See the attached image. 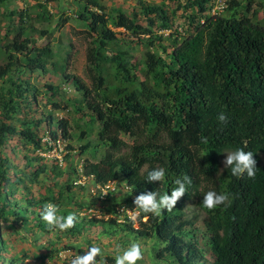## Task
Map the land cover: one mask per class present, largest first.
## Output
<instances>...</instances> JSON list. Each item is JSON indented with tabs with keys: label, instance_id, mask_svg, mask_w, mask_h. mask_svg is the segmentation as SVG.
<instances>
[{
	"label": "trees",
	"instance_id": "trees-1",
	"mask_svg": "<svg viewBox=\"0 0 264 264\" xmlns=\"http://www.w3.org/2000/svg\"><path fill=\"white\" fill-rule=\"evenodd\" d=\"M211 1L187 0L184 7L190 10L188 22L175 26L176 11L170 14L164 4L141 1V11L148 19V24L143 25L138 21V12L133 16L121 8L108 12L101 0H87L75 17L86 26L91 84L79 75L67 73L70 54L63 62L52 64L61 67L64 76L82 92L81 102L78 99L74 104L75 110L85 109L89 115L81 133L92 130L95 122L100 126L94 149L105 147V153L98 162L85 161V174L97 184L124 177L131 189L127 205L138 211L137 218L129 216L125 226L141 237L162 241L159 259L173 264H208L209 248L214 255L211 264H264V23L247 13L251 2L246 5V13L236 16L234 11L242 4L240 1L229 0L224 9L213 14L209 12ZM39 6L43 9L37 16L50 20L52 14L47 7L42 3ZM224 10L230 14L223 15ZM31 15L27 6L18 11L9 7V0H0V53L6 58L4 64L0 63V103L9 118L21 111L25 114L22 128L12 121L0 120V148L7 144L8 135H19L36 150L48 151L58 145L60 138L71 139L73 134L69 120H57L52 112L46 115L42 110L45 117L39 119L27 116L32 99L38 102L43 91L24 80L22 74L46 70L48 61L56 55L48 36L51 28L41 30L48 37L46 44H38L29 31ZM115 27L125 28L135 39L130 41ZM162 29H170V50L164 46ZM136 41L150 47L143 63L133 62L125 49V45ZM140 64L143 67L139 71ZM8 79L12 85L6 89ZM45 86L47 94L60 91L54 83L46 82ZM48 102L55 109L68 107L51 97ZM220 112L227 117L224 122L218 119ZM55 122L61 130L53 129ZM43 123L46 130L40 126ZM124 133L135 136V142H126ZM46 135L50 140L44 139ZM90 147L88 141L79 149L84 153ZM237 148L253 152L257 167L254 177H249L246 170L239 177L233 176L231 165L223 166L224 155ZM67 149L75 148L68 145ZM70 152L66 157L71 156ZM8 161V157H0V247L4 250L8 244L2 227L17 231L37 225L42 231H61L41 217L45 203L59 202L56 196L25 198L23 202H11L4 196L16 181H24L22 176L14 179L9 174ZM154 168L165 169L160 181L147 178ZM46 170L47 164H39L30 179L37 180ZM177 178L185 184L186 191L171 209L145 213L135 204L136 197L148 191L171 195L178 187ZM68 188L72 190L73 185ZM212 189L227 193L229 199L208 209L203 205V195ZM192 198L205 212L204 246L196 234L200 214L195 212L189 217L185 209V202ZM39 205L41 210H30ZM60 211L64 216L73 213L69 208ZM75 215L74 225L66 230L79 235L87 229L88 220H79ZM29 217L36 221L31 226ZM1 219L10 223L2 224ZM105 222L116 230L124 229V224L113 218ZM79 251L84 255L83 249ZM0 257L9 264H26L19 257L6 259L1 253ZM105 259L114 261L111 257Z\"/></svg>",
	"mask_w": 264,
	"mask_h": 264
},
{
	"label": "rangeland",
	"instance_id": "rangeland-1",
	"mask_svg": "<svg viewBox=\"0 0 264 264\" xmlns=\"http://www.w3.org/2000/svg\"><path fill=\"white\" fill-rule=\"evenodd\" d=\"M141 1L149 4H164L170 14L176 11L173 13V24L175 26H180L188 22L187 16L190 10H186L184 7L187 0H101L105 4V9L108 12H113L116 8L123 9L131 16H133L134 12H138L140 14L138 21L143 25H147L148 19L141 11ZM228 1L212 0L208 4L211 7L209 12L212 14L215 13L219 10L218 6L227 5ZM238 1L242 4L234 11L236 16H241L246 13V5L251 2V8L247 13L255 21L264 23V0ZM86 2L87 0H9V7L11 9L16 8L20 11L26 6L29 8L32 15L28 29L36 36L38 44H46L48 38L42 34L41 30L46 27L51 28L52 31L48 36L53 42L52 45L56 53L54 58L48 61L46 70L26 71L22 74L24 80H30L32 84L38 85L43 91L38 102L32 99L30 110H26L27 116H35L37 119L44 118L43 110L46 112V115L52 112L57 120L66 118L70 122L73 137L71 139L60 138L58 145L53 150L40 151L36 150L33 144L27 143L23 137L19 135H8L7 144L0 148V157H8V162L11 165L9 174L14 179H16V176L24 177V181L19 183L16 181V184L9 187V192H4V196L9 201L16 202V200H22L21 202H23L25 198L32 197L35 200H39L41 198L44 199V196L53 195L59 199V202L54 203L59 208V214L63 215L60 211L62 208H69L73 213L78 215L79 220L82 218L84 220L87 219L88 227L79 235H74L67 230H52L47 232L42 231L37 225L36 227L31 226L36 221L31 219L32 217H29L28 226H31L30 228H20L16 231L12 228L6 229L7 227H2V234L6 239L8 249L4 250L1 246L0 253L4 257L7 256L6 259H9L8 257L10 256L22 258L26 264H72V260L75 257L82 256L79 251L80 248L87 252L90 246H99L101 253H98L94 257L95 264H115V256L117 254H121L132 243H139L144 255L142 260L137 261V264H173L159 259L157 256L159 249L164 244L162 241L156 238L141 237L125 226V222L129 221V216L134 219L137 218L138 211L134 206L127 205V197L131 189L124 177L120 176L118 180L116 179L115 189H109L108 193L103 196L102 184H97L93 177L87 176L84 172V163L86 160L89 162H98L104 156L105 147H100L97 150L94 149L98 143L97 132L100 126L98 122H95L92 130L85 135L81 133L85 129L89 115L85 113V109L83 112L75 110L74 104L78 99L81 102L82 92L77 90L72 80H68L64 76L61 67L54 66L52 61L61 63L70 54L67 73L79 75L86 83L91 84L92 81L87 69L86 53L89 39L85 31L86 26L81 22L79 23L75 17L76 12ZM41 3L52 14L50 20L37 16L43 9L39 6ZM221 13L223 15L230 14L228 10H224ZM67 17L69 19L65 21ZM14 18L18 22L19 13ZM114 29L122 32V36L129 37L130 41L135 39V35L123 27H115ZM169 31L170 29H162L161 32H165L163 43L170 50L172 40L168 38ZM149 48L148 44H139L137 41L125 45V49L132 56V61H137V63L139 61L143 63L145 52ZM5 61L6 58L0 53V63L4 64ZM142 67L143 64L138 65V70L140 71ZM18 76L20 74L15 77L18 78ZM16 80L19 81L18 79ZM46 82L59 85V93L52 95L51 91H49L50 93L47 94ZM8 85H12L9 79L4 84L6 89ZM27 93L29 94V92ZM49 97L53 100H59L63 106L67 104L68 107L64 109L53 108L52 103L48 102ZM24 115V112L21 111L17 115L9 118L8 112L5 114V109L0 103V120L6 119L12 121L19 128H22L21 123L23 121L21 118ZM40 126L43 130L47 129L44 123ZM53 129L61 130L57 122L53 125ZM48 136H44V139L46 140ZM122 137L128 143H133L136 139L135 136L127 133H124ZM88 141L91 142V147L82 153L79 148ZM68 145L74 146L75 149L68 150ZM68 151H71V156L66 157ZM229 153L231 152H227L222 158L223 166L226 165V157ZM37 156H43V158H37ZM29 158L31 159L29 160ZM42 163L47 164V170L41 172L36 178L37 180L32 181L30 175ZM22 171L28 174V176H24ZM68 185H73L72 190L68 188ZM34 208L39 211L42 209V206H32L30 210H34ZM185 209L189 217L193 216L195 212L200 214L195 226L198 229L196 234L199 243L204 246L207 241L203 221L205 212L196 204L195 198L185 202ZM111 218L123 223L124 229L116 230L115 227L105 222ZM9 220H12V217ZM1 222L2 224L10 223L9 221H3V219H1ZM107 257L114 258V261L111 259L106 260L105 258ZM206 258L208 264H211L214 259V255L209 248L206 253ZM0 264L9 263L3 257H0Z\"/></svg>",
	"mask_w": 264,
	"mask_h": 264
},
{
	"label": "clouds",
	"instance_id": "clouds-1",
	"mask_svg": "<svg viewBox=\"0 0 264 264\" xmlns=\"http://www.w3.org/2000/svg\"><path fill=\"white\" fill-rule=\"evenodd\" d=\"M218 119L224 122L227 117L224 112H220ZM226 164L231 165V173L233 176L239 177L246 173L249 177L255 176L256 161L252 151H246L244 148H237L226 157ZM165 176L164 168H154L147 174L148 180H161ZM185 179L190 178L185 175ZM111 181V180H110ZM109 182V181H108ZM178 185L172 190L171 195H160L154 191H148L138 195L135 199V204L139 205L141 210L145 213H158L162 208L171 209L174 207L177 199L181 197L186 191V186L179 178L175 180ZM158 197V199H157ZM229 199V195L224 192H217L216 190H208L203 195V205L208 209H214L219 205L224 204ZM44 211L41 217L47 224L58 230H66L74 225L76 215L69 213L67 216L59 214V208L54 203H45L43 205ZM101 253L99 246H90L88 251L82 256H77L72 260V264H95L94 257ZM143 250L139 243H132L128 248L123 250L121 254L115 256V264H137V261L143 259Z\"/></svg>",
	"mask_w": 264,
	"mask_h": 264
},
{
	"label": "built area",
	"instance_id": "built-area-1",
	"mask_svg": "<svg viewBox=\"0 0 264 264\" xmlns=\"http://www.w3.org/2000/svg\"><path fill=\"white\" fill-rule=\"evenodd\" d=\"M225 6L226 5H223V6H218L219 8V10H222V9H224L225 8ZM216 9V8H215ZM217 12V11H216ZM215 12V13H216ZM46 139H48V140H50V138L49 137H47ZM116 183H117V180H111V181H109V182H107V183H104V184H102L101 186H102V195L103 196H105L107 193H108V191H109V189L111 190H114L115 189V186H116Z\"/></svg>",
	"mask_w": 264,
	"mask_h": 264
}]
</instances>
